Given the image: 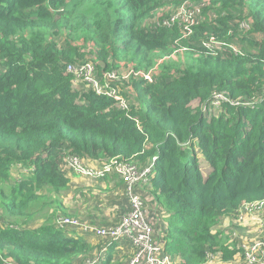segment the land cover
Wrapping results in <instances>:
<instances>
[{
    "label": "trees",
    "instance_id": "16d2710c",
    "mask_svg": "<svg viewBox=\"0 0 264 264\" xmlns=\"http://www.w3.org/2000/svg\"><path fill=\"white\" fill-rule=\"evenodd\" d=\"M212 39L219 49L205 47ZM86 62L124 105L68 69ZM74 156L138 170L158 156L144 199L170 213L167 253L233 258L242 243L213 226L246 207L264 213V0H0V264L95 256L56 219L68 216L56 196L72 192ZM53 205L49 222L27 227ZM114 245L99 264H118Z\"/></svg>",
    "mask_w": 264,
    "mask_h": 264
},
{
    "label": "built area",
    "instance_id": "2783aa9c",
    "mask_svg": "<svg viewBox=\"0 0 264 264\" xmlns=\"http://www.w3.org/2000/svg\"><path fill=\"white\" fill-rule=\"evenodd\" d=\"M194 11L183 12L184 20L189 21V16L193 15ZM178 15H175L171 20L178 18ZM190 23V22H189ZM192 23V21H191ZM221 42L217 39H212L210 42L205 44L206 48L217 49L220 47ZM69 71L74 72L78 78L83 77L88 83L92 84L96 89L95 91L98 94L108 95L110 97H117L120 99L121 104L124 105L125 100L122 99L113 86L110 83L102 85L94 75L95 65L91 62H86L81 65H69ZM145 75L146 78L151 79V75ZM112 77L113 75H109ZM224 97L221 95L215 96L210 102H208L204 108L205 112L210 115L214 113L217 106L224 101ZM158 156H154L151 162L143 167L142 170H138V167L134 164H123L120 162L112 161L110 164L91 165V163H85L81 161L78 157H72L69 160L68 166L69 169L73 170L76 174L82 175L85 177H102L108 173V171H118L124 175L126 180L127 188L129 190V202L130 210L122 218L119 226L116 228L105 229L99 227L98 225H89L87 223H81L79 221L72 223L71 219H66V221L59 222L61 227H72L76 231L88 232L100 236L106 241V245L103 247L101 253L92 259L86 260L83 264H98L102 259V252L107 250L112 244L121 243L123 240H129L133 247V253L129 256V259L126 264H181L183 262L179 258L173 257L171 254L166 251V241L161 234V229L156 225V220H159L158 209L160 205L151 204V201L144 199L145 197V188L143 185L148 184L150 189L152 183V177L156 172V162ZM245 210H250V207H246ZM258 214L262 213L259 210H250ZM68 225V226H67ZM253 245V244H252ZM252 245L248 244H239L237 247L241 250L242 255L237 263L240 264H264V257H259L258 253H253L255 260L250 259ZM243 248H242V247ZM230 249H234L235 246ZM261 247L260 249H263ZM107 253V251H106ZM238 256V255H237ZM257 257V258H256ZM208 262L215 264H225L221 261V258L218 255L210 256L208 254Z\"/></svg>",
    "mask_w": 264,
    "mask_h": 264
},
{
    "label": "rangeland",
    "instance_id": "374dc122",
    "mask_svg": "<svg viewBox=\"0 0 264 264\" xmlns=\"http://www.w3.org/2000/svg\"><path fill=\"white\" fill-rule=\"evenodd\" d=\"M131 72L132 67H127L124 71V74L127 77ZM116 73L118 74L119 72ZM136 73L150 75V73H145L142 71H138ZM76 84L77 82L75 81V88ZM199 104L200 102L198 99L191 101L192 107H197ZM199 157L201 169L204 175L207 176V174L211 171V167L202 154H199ZM91 165L95 166V164L92 163ZM11 173L13 179H18V177L21 176L16 169H11ZM66 176L69 178L68 185H70V191L72 192L68 194L65 193L66 191L64 190L61 191L62 195L58 194L56 197L62 201L61 207H58V210H65L68 216H65V214L59 212L56 218L58 222L71 219L72 223L79 221L89 225H98L99 227L105 229L116 228L119 226L122 218L130 210V193L123 174L114 170L108 171L107 174L98 178L93 176L85 177L82 175H77L80 179L76 181L75 172L71 169H68L66 171ZM143 187L148 188V184L143 185ZM150 189H152V184ZM54 209L55 211L57 210V208L53 205L52 208L46 210L43 212V214L33 216L34 219L27 223V227L35 228L45 222H49L48 218L53 212H55ZM157 211L159 214V220H156L155 223L159 229L164 228L166 230L168 228V225H166V220L169 218L170 213H168L162 205H160V208ZM213 228L222 230L224 232V237L228 238L229 241H238L245 245L248 244V246L253 244L251 247H249L253 250L250 256L252 261L255 260L253 253H258L259 257H264V248L260 249L264 245V213L258 214L256 211L254 213L250 210H240L235 214L223 215L218 224H215ZM74 234L82 236L76 232H73V235ZM93 234L94 233L90 235H96ZM85 236L86 235H83L82 237L87 241ZM90 238L91 237L89 236L88 239ZM125 241L129 240H123V242ZM89 243L94 246L92 248L94 250L98 242L97 239H95L94 243H92L90 240ZM117 244L114 245V250L117 254H120L122 250L117 249ZM227 246H229V244ZM216 255H218L221 258V261L225 262V264H240L237 262L241 258L242 252L235 251L233 258L230 260L223 259L224 254L222 251H217ZM105 256L106 250L102 252V257ZM129 256L130 255H120L117 263H127ZM210 264H215V262Z\"/></svg>",
    "mask_w": 264,
    "mask_h": 264
},
{
    "label": "crops",
    "instance_id": "0c3cea01",
    "mask_svg": "<svg viewBox=\"0 0 264 264\" xmlns=\"http://www.w3.org/2000/svg\"><path fill=\"white\" fill-rule=\"evenodd\" d=\"M75 176H76L75 177V180L78 181V179H80V178L76 174H75ZM76 232L78 234L82 235V236L83 235H86L85 237L87 238V241L90 240L92 243H94L95 242V239H97V242L98 243H97V245H96V247L94 249L95 256L99 255L101 253L103 247L106 245V241L103 238H101L100 236H97V235H94V234H93L94 236L90 235V234H92V233H90L92 231L82 232V231H79L78 230ZM89 236L91 237L90 239H88ZM113 245L114 244H112L111 246H109L106 251L108 252L110 250V247H112ZM117 245H118V248L117 249H121L122 252L120 254H117L114 249L111 251L113 253V256H114V258L112 260L113 262H116L119 259L120 255H131L133 253V247H132V244L130 243V241H125V242L122 241L121 243H119Z\"/></svg>",
    "mask_w": 264,
    "mask_h": 264
},
{
    "label": "clouds",
    "instance_id": "9594fccd",
    "mask_svg": "<svg viewBox=\"0 0 264 264\" xmlns=\"http://www.w3.org/2000/svg\"><path fill=\"white\" fill-rule=\"evenodd\" d=\"M114 244H115V243H114ZM106 254H107V253H106ZM105 257H106V256H105ZM105 257H103V259H102L101 261H103V260L105 259ZM101 261H100V262H101ZM100 262H99V263H100ZM99 263H98V264H99Z\"/></svg>",
    "mask_w": 264,
    "mask_h": 264
},
{
    "label": "water",
    "instance_id": "95a60500",
    "mask_svg": "<svg viewBox=\"0 0 264 264\" xmlns=\"http://www.w3.org/2000/svg\"><path fill=\"white\" fill-rule=\"evenodd\" d=\"M100 64H103V63H101V62H99Z\"/></svg>",
    "mask_w": 264,
    "mask_h": 264
}]
</instances>
